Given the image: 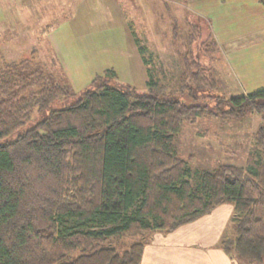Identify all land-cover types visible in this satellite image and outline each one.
I'll return each mask as SVG.
<instances>
[{"label":"trees","instance_id":"trees-1","mask_svg":"<svg viewBox=\"0 0 264 264\" xmlns=\"http://www.w3.org/2000/svg\"><path fill=\"white\" fill-rule=\"evenodd\" d=\"M192 28L177 90L148 68L147 93L139 94L107 69L75 103L0 143V264H141L155 233L223 205H233V215L222 251L264 264V89L229 99L209 94L217 82L192 51L198 35ZM213 36L203 43L210 57L219 48ZM0 74V141L35 109L76 95L28 61L3 64ZM251 113L261 123L244 166L192 172L178 155L183 124L204 117L240 121Z\"/></svg>","mask_w":264,"mask_h":264},{"label":"rangeland","instance_id":"rangeland-1","mask_svg":"<svg viewBox=\"0 0 264 264\" xmlns=\"http://www.w3.org/2000/svg\"><path fill=\"white\" fill-rule=\"evenodd\" d=\"M39 1L0 0V72L3 64L28 61L32 71H42L50 83L66 84L76 95L54 101L43 112L35 109L25 125L0 143L15 140L52 111L75 103L107 69L115 68L139 94L147 93L148 68L160 84L177 90L193 26L198 35L191 39L192 51L217 82L209 94L229 99L264 89V68L256 58L264 57V6L257 0ZM133 34L145 48L144 56ZM212 36L219 48L210 57L203 43ZM260 123L257 113L240 121L204 117L185 123L175 138L178 155L192 172L221 164L242 167Z\"/></svg>","mask_w":264,"mask_h":264},{"label":"crops","instance_id":"crops-1","mask_svg":"<svg viewBox=\"0 0 264 264\" xmlns=\"http://www.w3.org/2000/svg\"><path fill=\"white\" fill-rule=\"evenodd\" d=\"M119 34L117 33L118 40L121 39ZM256 58H260L259 65L262 64L261 67L264 68V57L256 56ZM232 215L233 205H223L197 221L181 226L172 232L155 233L151 243L144 250L141 264L243 263L240 259L227 256L220 247L221 241L229 231Z\"/></svg>","mask_w":264,"mask_h":264}]
</instances>
